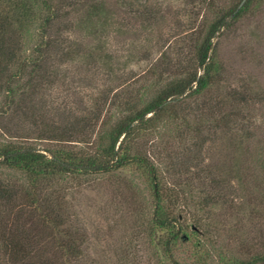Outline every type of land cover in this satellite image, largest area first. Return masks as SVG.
I'll use <instances>...</instances> for the list:
<instances>
[{
  "label": "trees",
  "instance_id": "trees-1",
  "mask_svg": "<svg viewBox=\"0 0 264 264\" xmlns=\"http://www.w3.org/2000/svg\"><path fill=\"white\" fill-rule=\"evenodd\" d=\"M241 1L221 7L217 0H202L215 16L193 30L189 52L148 60L128 79L136 92L127 89L132 87L127 81L124 92L113 93L109 102L110 91L103 92L102 106L85 115V108L75 109L61 94L53 98L50 89L59 74H69L61 64L82 53L94 60L95 51H102L84 49L62 35L74 23L66 21L71 9L84 10L77 23L92 25L102 2L0 0V264H88L86 231L63 210L59 190L76 178L125 171L142 180L155 264H264V250L254 246L240 255L225 254L205 223L213 209L232 201L230 178L220 177L201 159L205 137L168 163L167 174L146 147L150 136L173 134L181 125L180 134L197 136L232 123L240 126L241 141L253 137L244 122L249 92H221L223 67L214 42L222 29L263 0L239 6ZM207 94L200 105L197 99ZM263 157L261 149L256 156L261 167ZM233 165L235 170L238 163ZM138 193H131V208L144 213ZM188 208L194 209L189 220Z\"/></svg>",
  "mask_w": 264,
  "mask_h": 264
},
{
  "label": "rangeland",
  "instance_id": "rangeland-1",
  "mask_svg": "<svg viewBox=\"0 0 264 264\" xmlns=\"http://www.w3.org/2000/svg\"><path fill=\"white\" fill-rule=\"evenodd\" d=\"M94 1L102 2L103 6L95 22L92 25L77 23L84 10L75 6L66 20L74 23L62 35L84 49L100 47L102 51H95L94 60H85L82 53L75 61L61 64L60 70L69 74L66 77L59 74L58 83L50 89L53 98L61 94L64 100L68 98L69 105L75 103V109L85 108V115H89L94 106H102L100 97L105 92L110 91L107 102L113 98V93L124 92L128 79L139 74L148 60L169 52H189L187 43L190 44L195 36L193 30L202 29L203 22L215 16L201 5L202 0ZM236 1L217 0V5L227 7ZM136 8L140 9L136 11ZM35 41L34 35L28 49ZM214 42L217 59L223 67L221 92L232 89L249 92L244 122L249 124L253 137L241 141L240 126L232 123L228 128L209 133L205 130L197 136L189 132L180 134L185 128L181 125L173 134L165 133L160 138L147 136L146 147L167 174L165 166L168 163L183 157L192 141L205 137L199 153L201 159L210 164L212 170H217L220 177L230 178L232 185V192L228 191L232 199L230 204L213 209L205 223L212 231L216 246L224 245L221 249L225 254L240 255L247 249L252 250L253 246L254 250H264V167L256 160L257 152L264 151V0L252 6L230 27L222 29ZM134 78V81H141ZM130 82L132 87L127 89L136 92L137 87ZM65 93L70 96L66 97ZM208 96L196 99L201 105ZM55 113L50 114L54 117ZM235 162L238 166L232 170ZM129 179L132 184L125 182ZM65 184V190H59L61 198L58 200L74 224L86 231L88 264L156 263L145 221L148 203L141 194L143 185L137 173L89 175ZM135 191L139 192L136 201L139 199L144 213L132 211L131 193ZM193 214L194 209L188 208V220Z\"/></svg>",
  "mask_w": 264,
  "mask_h": 264
},
{
  "label": "water",
  "instance_id": "water-1",
  "mask_svg": "<svg viewBox=\"0 0 264 264\" xmlns=\"http://www.w3.org/2000/svg\"><path fill=\"white\" fill-rule=\"evenodd\" d=\"M243 2H244V0L241 1V3L239 4V6H241Z\"/></svg>",
  "mask_w": 264,
  "mask_h": 264
}]
</instances>
